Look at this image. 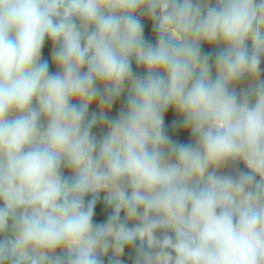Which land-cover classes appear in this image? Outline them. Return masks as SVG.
<instances>
[{
	"label": "clouds",
	"instance_id": "9594fccd",
	"mask_svg": "<svg viewBox=\"0 0 264 264\" xmlns=\"http://www.w3.org/2000/svg\"><path fill=\"white\" fill-rule=\"evenodd\" d=\"M0 264H264V0H0Z\"/></svg>",
	"mask_w": 264,
	"mask_h": 264
},
{
	"label": "trees",
	"instance_id": "16d2710c",
	"mask_svg": "<svg viewBox=\"0 0 264 264\" xmlns=\"http://www.w3.org/2000/svg\"><path fill=\"white\" fill-rule=\"evenodd\" d=\"M48 55H49V50H48V48H47V46H46V48H45V50H44V56H45V58H47ZM184 138L186 139V137H184Z\"/></svg>",
	"mask_w": 264,
	"mask_h": 264
}]
</instances>
